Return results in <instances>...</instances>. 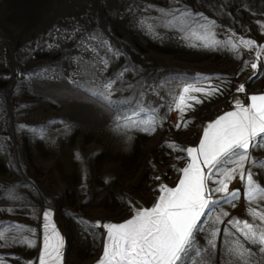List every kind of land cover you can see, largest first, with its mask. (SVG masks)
Masks as SVG:
<instances>
[{
	"label": "rangeland",
	"instance_id": "obj_1",
	"mask_svg": "<svg viewBox=\"0 0 264 264\" xmlns=\"http://www.w3.org/2000/svg\"><path fill=\"white\" fill-rule=\"evenodd\" d=\"M184 6L215 20L216 38L253 40V48L190 47L192 41L177 31L147 30L159 23L160 9ZM0 10V230L13 234L12 224L36 230L40 208L51 205L82 259L96 253L102 230L89 225L152 203L157 189L186 164L184 150L195 141L201 110L194 104L183 119L168 110L183 83L261 81L257 46L264 36V0H1ZM106 83L114 98L139 94L141 106L157 105L162 119L156 129H116L113 114L87 91H103ZM251 155L264 161V149ZM252 171L264 186V167L258 163ZM228 187L240 190L236 206L221 201L201 218L199 252L190 253L187 264H231L226 245L243 238L228 221L260 224L248 209L264 211V202L249 204L238 177ZM213 228L220 231L210 248ZM33 239L31 248L8 242L0 258L35 264L37 231ZM244 243L253 253L250 264H264L258 246Z\"/></svg>",
	"mask_w": 264,
	"mask_h": 264
},
{
	"label": "snow or ice",
	"instance_id": "obj_2",
	"mask_svg": "<svg viewBox=\"0 0 264 264\" xmlns=\"http://www.w3.org/2000/svg\"><path fill=\"white\" fill-rule=\"evenodd\" d=\"M159 11V23L147 25V30L154 35H158L156 27H161L179 32L181 40L192 41L190 47H227L232 51H239L241 47L251 50L255 44V41L248 39L234 43L216 38V21L209 20L201 12H193L187 6ZM251 67L256 69L257 64L252 63ZM87 91L95 102L113 114L112 121L118 130L154 131L162 119L157 114V105L147 107L137 102L139 94L131 100L114 98L110 83L104 85L103 91ZM219 91L218 85L204 87L185 82L168 105V110L174 108L183 119L194 104L216 96ZM243 91V85L237 88V92ZM197 93L202 95L198 96ZM249 100L247 105L237 101L234 110L225 112L203 128L198 146L184 150L189 163L180 170L182 174L178 183L175 187L161 185L160 195L153 206L137 210L130 219L120 223L97 221L89 225L102 228L105 232L103 253L98 264H187L190 253L199 252L197 233L203 231L201 218L221 201L236 206L234 202L241 193L239 189L229 190L228 181L233 177H238L244 185V196L249 204L264 202V186L254 179L256 173L252 171L258 163L264 167V161H258L251 155L252 150L264 149V95H251ZM176 127L182 125L177 123ZM44 131L42 129L41 134ZM211 184L216 186L211 187ZM248 214L254 220L258 219L260 224L247 220L228 221L243 238V242L237 239L226 245V255L231 258V264H250L253 253L245 247L244 242L258 246L259 251L264 253V211L250 207ZM222 215L227 216L228 213ZM43 218L45 231L39 264H61L63 237L51 225L49 212L44 211ZM8 231L13 234L6 235L5 231L0 230V241L5 242L0 247L8 242L29 248L35 246V229L12 224ZM219 231L213 228L209 233L207 244L210 248L216 247L213 237ZM0 264H5L3 258H0ZM202 264H207V261Z\"/></svg>",
	"mask_w": 264,
	"mask_h": 264
},
{
	"label": "crops",
	"instance_id": "obj_3",
	"mask_svg": "<svg viewBox=\"0 0 264 264\" xmlns=\"http://www.w3.org/2000/svg\"><path fill=\"white\" fill-rule=\"evenodd\" d=\"M0 6H1V0H0ZM0 22H1V10H0ZM1 39L2 38H1V31H0V47H1ZM261 57H264V36L260 39L258 46H257V59H258V63L260 65L261 72H262L261 81L257 82L254 85H247L244 82H240V81L225 82L224 80H215L214 82H204L200 84V86H204V87H207L209 84L218 85L220 88V91L218 92L216 96L205 99L203 100L202 103L196 105L197 109L201 110V113H200L201 119H200L195 141L191 147L198 146L200 138L203 133V128L209 122L214 121L220 115H223L225 112L234 110V106L237 103V101L247 105L248 103H250L249 97L251 95H264V59H261ZM1 85L2 84L0 83V88H1ZM241 85L244 86V91L237 92V88ZM196 95L200 96L202 94L197 93ZM229 95L232 96V103L226 106L225 108L217 109L216 106L218 102L222 101L225 97ZM10 120H13V119L10 118ZM12 136H13V133H12ZM12 143L14 144L15 142H12ZM188 163H189V158L187 157L186 164L181 169H183ZM15 165H19V164H15ZM20 165H28V163H24ZM181 174H182L181 171H179L176 177L172 181L165 183L163 185H166L168 187H175L180 179ZM159 188L157 189L155 193L152 203L132 208L128 213H126L122 217L111 219L107 223L123 222L127 219H130L137 210L143 209V208H149L153 206L154 203L157 201V198L160 195ZM44 211H47L50 213L51 225L55 226L57 232L63 237V240H64L61 264H98L99 260L102 257V253H103V242H104V236H105L104 230L103 229L101 230L100 239H99V243L96 249V253L91 258L82 259L80 257V251H81L80 247L72 243L70 239V233H69V230L66 224L58 217L57 211L51 205L49 206L44 205L42 208H40L38 212L37 228H36L37 246H36V254H35V264H39L40 250L43 246V236H44V231H45L43 227L45 223L44 218H43Z\"/></svg>",
	"mask_w": 264,
	"mask_h": 264
},
{
	"label": "built area",
	"instance_id": "obj_4",
	"mask_svg": "<svg viewBox=\"0 0 264 264\" xmlns=\"http://www.w3.org/2000/svg\"><path fill=\"white\" fill-rule=\"evenodd\" d=\"M20 75H21V70L19 68H14L13 76L19 77ZM231 103H232V96L229 95V96L225 97L222 101L218 102L216 108L222 109V108H225L226 106L230 105Z\"/></svg>",
	"mask_w": 264,
	"mask_h": 264
}]
</instances>
